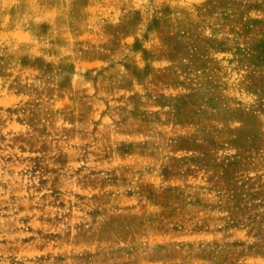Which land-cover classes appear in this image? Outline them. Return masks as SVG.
Segmentation results:
<instances>
[{"label": "rangeland", "instance_id": "1", "mask_svg": "<svg viewBox=\"0 0 264 264\" xmlns=\"http://www.w3.org/2000/svg\"><path fill=\"white\" fill-rule=\"evenodd\" d=\"M0 264H264V0H0Z\"/></svg>", "mask_w": 264, "mask_h": 264}]
</instances>
